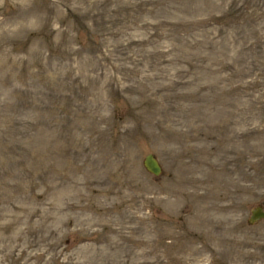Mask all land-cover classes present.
Returning <instances> with one entry per match:
<instances>
[{"label":"rangeland","instance_id":"1","mask_svg":"<svg viewBox=\"0 0 264 264\" xmlns=\"http://www.w3.org/2000/svg\"><path fill=\"white\" fill-rule=\"evenodd\" d=\"M256 206L264 0H0V264H264Z\"/></svg>","mask_w":264,"mask_h":264},{"label":"water","instance_id":"2","mask_svg":"<svg viewBox=\"0 0 264 264\" xmlns=\"http://www.w3.org/2000/svg\"><path fill=\"white\" fill-rule=\"evenodd\" d=\"M141 163L144 170L147 173L153 176L160 174L161 166L153 154L148 153L144 155ZM263 218H264V209H262L260 206H256L250 210L248 221L251 223Z\"/></svg>","mask_w":264,"mask_h":264}]
</instances>
